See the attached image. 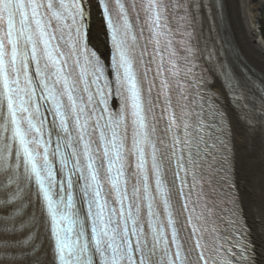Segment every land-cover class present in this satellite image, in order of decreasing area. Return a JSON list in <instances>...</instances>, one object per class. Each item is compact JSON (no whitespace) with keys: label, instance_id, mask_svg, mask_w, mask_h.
I'll return each mask as SVG.
<instances>
[{"label":"snow or ice","instance_id":"1","mask_svg":"<svg viewBox=\"0 0 264 264\" xmlns=\"http://www.w3.org/2000/svg\"><path fill=\"white\" fill-rule=\"evenodd\" d=\"M226 9L0 0V264H264V75Z\"/></svg>","mask_w":264,"mask_h":264},{"label":"bare ground","instance_id":"2","mask_svg":"<svg viewBox=\"0 0 264 264\" xmlns=\"http://www.w3.org/2000/svg\"><path fill=\"white\" fill-rule=\"evenodd\" d=\"M263 1L226 0V29L223 34L230 41L244 65L250 64L264 72V38L259 30ZM96 44L99 48H103L102 33L98 35ZM254 238L257 243H264V237L256 235Z\"/></svg>","mask_w":264,"mask_h":264},{"label":"trees","instance_id":"3","mask_svg":"<svg viewBox=\"0 0 264 264\" xmlns=\"http://www.w3.org/2000/svg\"><path fill=\"white\" fill-rule=\"evenodd\" d=\"M261 12H260V20H259V30H260V33L262 34V37L264 38V7L263 9L261 8Z\"/></svg>","mask_w":264,"mask_h":264},{"label":"rangeland","instance_id":"4","mask_svg":"<svg viewBox=\"0 0 264 264\" xmlns=\"http://www.w3.org/2000/svg\"><path fill=\"white\" fill-rule=\"evenodd\" d=\"M263 7H264V1H263V4H262V7H261V8L263 9ZM261 11H262V10H261ZM261 11H260V12H261ZM259 20H260V18H259ZM259 26H260V24H259Z\"/></svg>","mask_w":264,"mask_h":264}]
</instances>
